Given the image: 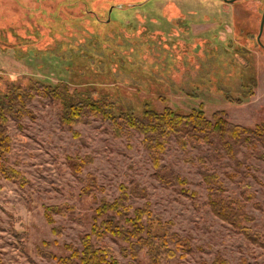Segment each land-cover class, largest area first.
<instances>
[{
	"label": "rangeland",
	"instance_id": "374dc122",
	"mask_svg": "<svg viewBox=\"0 0 264 264\" xmlns=\"http://www.w3.org/2000/svg\"><path fill=\"white\" fill-rule=\"evenodd\" d=\"M204 1L0 0V95L19 86L34 93L31 115L9 122L12 150L8 170H0L1 261L58 264L53 257L66 255V245L81 247L100 204L125 189L131 211L149 209L154 230L167 224L188 241L163 264H212L217 257L264 264V158L257 151L244 147L247 154H238L250 155L239 184L234 159H212L206 146L184 151L173 141L162 163L189 183L166 185L141 133L117 136L90 116L70 126L61 118L62 99L43 88L35 94L41 83L77 99L106 96L116 114L225 109L231 121L255 126L264 121V51L255 49L249 62L235 59L229 15L214 0ZM250 15L257 32L260 16ZM204 170L215 171L225 196L244 204L245 227L212 212ZM242 191L252 198L244 200ZM102 242L118 264L149 262L147 249L135 261L126 241L108 235Z\"/></svg>",
	"mask_w": 264,
	"mask_h": 264
},
{
	"label": "trees",
	"instance_id": "16d2710c",
	"mask_svg": "<svg viewBox=\"0 0 264 264\" xmlns=\"http://www.w3.org/2000/svg\"><path fill=\"white\" fill-rule=\"evenodd\" d=\"M45 95L53 100L62 99L65 102L62 120L72 126L83 122L87 116L101 118L117 136H134L135 132L143 135V146L149 152L151 162L156 170V177L166 185L174 183L186 186L189 182L172 168L162 163L163 154L175 141L179 148L186 151L189 146L209 148L212 159L219 160L223 156L234 159L241 176L246 177L245 161L250 155L238 154L249 148L257 151L264 158V121L255 126H246L230 120L225 109H217L207 115L203 106L193 108L190 112H180L171 107L161 111L148 108L144 112L121 110L116 114V105L106 96L93 99L87 96L77 99L75 94L67 91L56 92L48 85L38 84ZM32 89H22L20 86L0 95V170L6 172V156L12 150L13 138L9 132V122H19L31 115L29 104L34 98ZM204 164V162H203ZM202 178L209 191L208 204L212 212L231 225L243 228L248 216L244 204L238 199L225 196L227 190L222 179L215 171L204 170ZM184 189V188H182ZM193 196L195 193L193 192ZM244 200H250L251 195L241 192ZM128 194L124 189L112 203L103 202L97 209L91 230L81 239V247L66 245V255L54 256L58 264H118L110 246L102 239L108 235L127 242V251L131 259L138 261L140 253L147 249L148 264H163V261L176 257L178 250L184 251L188 241L175 232H170L167 224H161L160 231L154 230L153 216L147 207H136L132 211L126 204ZM0 264H5L0 260ZM134 264V263H130ZM212 264H230L222 257H217Z\"/></svg>",
	"mask_w": 264,
	"mask_h": 264
},
{
	"label": "flooded vegetation",
	"instance_id": "af4514ba",
	"mask_svg": "<svg viewBox=\"0 0 264 264\" xmlns=\"http://www.w3.org/2000/svg\"><path fill=\"white\" fill-rule=\"evenodd\" d=\"M196 1L198 5L204 0H182ZM210 1V0H207ZM217 5V11H221L230 17L232 42L230 43L233 49L235 59L238 61H252L255 60V49L264 51V0H214ZM207 7V6H205ZM228 9V10H226ZM197 9L192 7L191 13L196 12ZM251 11L258 12L260 17L257 18L258 30L254 32L253 28H256V22L251 18ZM201 12H205V9H201ZM227 25V23H226ZM241 30H240V28ZM238 29L240 31H238ZM246 32L245 36H240L239 32ZM239 35V36H238ZM246 38L247 43L243 44L240 40ZM200 44H197L199 46ZM201 47V45H200Z\"/></svg>",
	"mask_w": 264,
	"mask_h": 264
}]
</instances>
